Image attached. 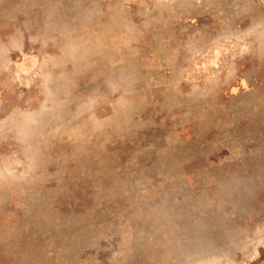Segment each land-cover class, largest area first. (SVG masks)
<instances>
[{
    "label": "rangeland",
    "instance_id": "1",
    "mask_svg": "<svg viewBox=\"0 0 264 264\" xmlns=\"http://www.w3.org/2000/svg\"><path fill=\"white\" fill-rule=\"evenodd\" d=\"M0 264H264V0H0Z\"/></svg>",
    "mask_w": 264,
    "mask_h": 264
}]
</instances>
